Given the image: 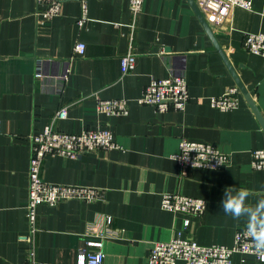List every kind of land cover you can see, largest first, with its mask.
Listing matches in <instances>:
<instances>
[{"label":"crops","instance_id":"0c3cea01","mask_svg":"<svg viewBox=\"0 0 264 264\" xmlns=\"http://www.w3.org/2000/svg\"><path fill=\"white\" fill-rule=\"evenodd\" d=\"M251 3L248 10L232 8L221 25L210 28L264 119V57L243 48L246 32L264 33V0ZM42 10L36 0H0V264H30L25 217L29 137L62 105L68 113L57 120L58 129L79 133L108 127L120 147L78 158H44V180L98 188L103 195L91 202L38 206L32 264H76L85 240L97 233L104 234L103 264H146L153 244L170 240L180 229L200 245L231 246L235 230L246 224L245 218L234 220L223 212V190L264 192V170L251 166L252 150H264V130L240 90L235 108L210 106L211 96L236 85L235 76L187 0H143L131 41L135 66L123 75L119 58L129 44V0H88L81 27L76 0L65 1L49 19L39 14ZM76 41L85 49L72 58ZM176 72L185 77L190 95L184 110L157 112L136 102L151 77ZM112 98L128 100L126 114L97 112L96 100ZM181 138L211 142L229 155V164L216 170L190 168L180 175L171 155ZM163 192L204 199L203 214L162 209ZM258 198L253 195L249 202ZM232 261L264 264L251 254H234Z\"/></svg>","mask_w":264,"mask_h":264},{"label":"built area","instance_id":"2783aa9c","mask_svg":"<svg viewBox=\"0 0 264 264\" xmlns=\"http://www.w3.org/2000/svg\"><path fill=\"white\" fill-rule=\"evenodd\" d=\"M69 0H36L43 6L39 14L44 19L58 15L62 4ZM81 6V15L76 24L81 27L86 19L88 0H76ZM196 6L209 26H219L229 16L232 8L240 7L250 9L251 0H194ZM143 0H129L131 23L128 25L129 44L125 54L120 56L121 74H127L134 69L135 53L132 51L131 41L135 30V20L141 12ZM243 48L253 54L264 57V33L246 32L243 37ZM85 44L76 41L73 46L72 58H77L84 53ZM163 53V50L160 51ZM40 74L39 70L37 71ZM69 69L66 68L61 76L68 78ZM239 88L235 85L225 92L209 98L212 108L225 111L233 109L238 104ZM190 95L185 77L176 72L166 78L151 77L143 88L141 95L136 99L140 105H149L157 112H166L169 109L182 111L186 107ZM128 100L125 98L98 99L96 110L106 115L126 114ZM67 106H60L53 114L50 121L43 129L31 134L30 158L28 162L27 201L25 217L27 223L26 240L28 249L27 260L30 264L35 262V234L37 227V208L40 205L54 207L61 202L79 200L91 202L100 199L103 191L80 185L52 183L41 176L43 161L46 156H63L78 158L83 153L97 152L99 150L118 149L120 146L114 140L108 127H95L82 130L79 133L66 132L56 127L57 120L67 117ZM171 158L178 164L179 173L187 175L190 168L216 170L227 166L230 162L228 154L220 151L211 142L181 138L178 150ZM251 166L256 170H264V150L256 148L251 152ZM160 207L170 212H179L190 216H200L205 208V200L172 192H163L160 196ZM106 218V224L110 223ZM188 220L184 221L186 226ZM103 238L104 234L97 233L95 238L87 239L84 248H80L76 257V264H103ZM251 240L248 236L246 225L237 228L233 235L231 246L223 244L200 245L197 242L182 236V231L177 230L176 235L168 241H157L151 247L146 264H234V254H250ZM253 255V254H251ZM257 261L262 262L258 255H253ZM244 262V258L240 259Z\"/></svg>","mask_w":264,"mask_h":264},{"label":"clouds","instance_id":"9594fccd","mask_svg":"<svg viewBox=\"0 0 264 264\" xmlns=\"http://www.w3.org/2000/svg\"><path fill=\"white\" fill-rule=\"evenodd\" d=\"M259 197L255 203L249 197ZM223 212L234 220L245 218L248 236L251 240L250 254L258 255L264 262V192L253 193L247 188L227 186L221 200Z\"/></svg>","mask_w":264,"mask_h":264},{"label":"water","instance_id":"95a60500","mask_svg":"<svg viewBox=\"0 0 264 264\" xmlns=\"http://www.w3.org/2000/svg\"><path fill=\"white\" fill-rule=\"evenodd\" d=\"M188 4L190 5L191 9L193 10L196 18L198 19L199 23L201 24L202 28L204 29V31L207 33V35L209 36V38H211L217 52L220 54L221 58L223 59L224 63L226 64L227 68L229 69V71L232 73H234V79L236 82L237 87L239 88V90L241 91V93L243 94L244 98L246 99V101L248 102L249 106L251 107L252 111L254 112L255 116L257 117L261 127L264 130V119L262 118L258 108L255 106L251 95L249 94V92L245 89L244 85L241 83V81L239 80V78L236 76L234 70L232 69L231 65L229 64L224 52L222 51V49L220 48L218 42L216 41V38L213 35L212 29L210 28V26L208 25V23L205 21L204 17L202 16L201 12L199 11L198 7L196 6L194 0H187Z\"/></svg>","mask_w":264,"mask_h":264}]
</instances>
